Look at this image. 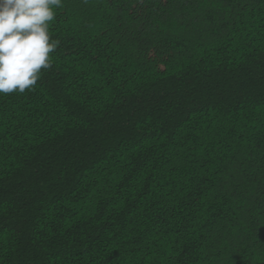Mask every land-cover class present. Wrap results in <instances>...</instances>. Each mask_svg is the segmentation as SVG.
I'll return each instance as SVG.
<instances>
[{
    "label": "trees",
    "instance_id": "16d2710c",
    "mask_svg": "<svg viewBox=\"0 0 264 264\" xmlns=\"http://www.w3.org/2000/svg\"><path fill=\"white\" fill-rule=\"evenodd\" d=\"M50 32L0 95V264H264V0H63Z\"/></svg>",
    "mask_w": 264,
    "mask_h": 264
},
{
    "label": "clouds",
    "instance_id": "9594fccd",
    "mask_svg": "<svg viewBox=\"0 0 264 264\" xmlns=\"http://www.w3.org/2000/svg\"><path fill=\"white\" fill-rule=\"evenodd\" d=\"M63 0H0V95L34 90L53 67L50 32Z\"/></svg>",
    "mask_w": 264,
    "mask_h": 264
}]
</instances>
